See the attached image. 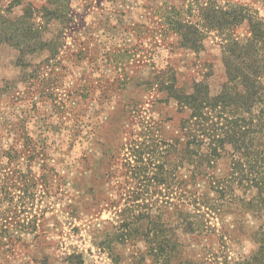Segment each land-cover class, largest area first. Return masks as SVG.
Here are the masks:
<instances>
[{
  "label": "rangeland",
  "instance_id": "1",
  "mask_svg": "<svg viewBox=\"0 0 264 264\" xmlns=\"http://www.w3.org/2000/svg\"><path fill=\"white\" fill-rule=\"evenodd\" d=\"M204 1L0 0V264H70L74 252L112 264L95 242L139 187L127 161L178 132L157 82L171 68L182 88L208 72L213 86L224 80L217 34L197 54L165 19L185 7L196 22ZM210 1L264 16V0ZM229 246L235 259L252 248Z\"/></svg>",
  "mask_w": 264,
  "mask_h": 264
},
{
  "label": "trees",
  "instance_id": "2",
  "mask_svg": "<svg viewBox=\"0 0 264 264\" xmlns=\"http://www.w3.org/2000/svg\"><path fill=\"white\" fill-rule=\"evenodd\" d=\"M174 9L165 19L183 49L201 53L217 34L224 80L215 87L208 72L182 88L171 68L157 82L177 104L178 132L133 150L125 167L139 187L95 246L112 264H264V16L210 0L196 22ZM230 241L250 253L233 258ZM68 260L84 264L76 252Z\"/></svg>",
  "mask_w": 264,
  "mask_h": 264
}]
</instances>
